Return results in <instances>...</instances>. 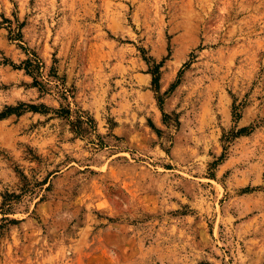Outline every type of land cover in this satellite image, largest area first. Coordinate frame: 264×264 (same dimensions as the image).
I'll use <instances>...</instances> for the list:
<instances>
[{"label": "rangeland", "instance_id": "374dc122", "mask_svg": "<svg viewBox=\"0 0 264 264\" xmlns=\"http://www.w3.org/2000/svg\"><path fill=\"white\" fill-rule=\"evenodd\" d=\"M0 264H264V0H0Z\"/></svg>", "mask_w": 264, "mask_h": 264}, {"label": "trees", "instance_id": "16d2710c", "mask_svg": "<svg viewBox=\"0 0 264 264\" xmlns=\"http://www.w3.org/2000/svg\"><path fill=\"white\" fill-rule=\"evenodd\" d=\"M20 66L23 67L27 73L35 77V83H39V81L36 79V76L33 75L35 72H39L38 70L40 69V64L37 59L28 57L26 60L22 61V64H20ZM8 109H9V112L12 110L11 108H8ZM59 111H64L65 114L70 113V109H66V108L58 109V112ZM7 112L8 110L6 111V113Z\"/></svg>", "mask_w": 264, "mask_h": 264}]
</instances>
